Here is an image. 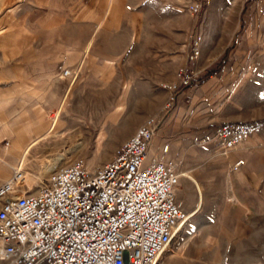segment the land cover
Wrapping results in <instances>:
<instances>
[{"label":"rangeland","instance_id":"374dc122","mask_svg":"<svg viewBox=\"0 0 264 264\" xmlns=\"http://www.w3.org/2000/svg\"><path fill=\"white\" fill-rule=\"evenodd\" d=\"M107 1L0 0V26L10 38L47 36L50 24L60 15L68 16L71 7L74 22L82 12L91 20ZM145 1L144 16L153 24L154 81L171 79L173 70L186 61L194 32L201 33L190 86L176 90L168 107V92L160 99L155 83L152 94L126 93L117 92L118 83L110 78L105 86L110 92L70 94L51 108L53 130L15 167L22 178L16 194L34 191L54 164L77 157L94 167L108 160L133 129L153 116L158 121L154 138L159 146L168 143L165 157L176 164L174 202L185 215L156 264H264L262 190L258 195L255 188L240 187L242 176L257 184L252 173L241 174L242 164L264 170V0H212L197 15L186 11V0H144L143 7ZM110 9L116 19L118 6ZM144 36L143 31L142 40ZM113 41L110 37L106 50L122 48ZM143 43L136 47L142 54ZM231 122L247 124L250 132L224 150L215 129ZM236 161L240 164L233 168ZM11 172H5L3 180Z\"/></svg>","mask_w":264,"mask_h":264},{"label":"built area","instance_id":"2783aa9c","mask_svg":"<svg viewBox=\"0 0 264 264\" xmlns=\"http://www.w3.org/2000/svg\"><path fill=\"white\" fill-rule=\"evenodd\" d=\"M211 1L186 0L185 9L197 15ZM201 45V33L194 32L185 63L174 80L160 85L169 94L164 107L176 90L190 86ZM157 126L156 118L147 117L94 167L77 157L54 164L31 193L15 194L22 178L12 170L0 182V264H156L185 219L174 202L178 173L165 157L168 143L159 147L164 157L147 162ZM249 132L241 122L215 129L224 150Z\"/></svg>","mask_w":264,"mask_h":264},{"label":"crops","instance_id":"0c3cea01","mask_svg":"<svg viewBox=\"0 0 264 264\" xmlns=\"http://www.w3.org/2000/svg\"><path fill=\"white\" fill-rule=\"evenodd\" d=\"M143 1L108 0L103 10L96 11L93 17L96 23L85 18L84 12L74 22L71 7L68 16L60 15L54 23L50 22L51 32L47 36L10 38L3 32L5 27L0 26V182L5 172L16 171L15 167L23 164L33 145L53 130L56 120L50 119L51 108L66 102L70 94L110 92L105 86L113 78L118 83L117 92L152 94L155 83L159 88L158 97H164L166 91L160 85L172 80L175 69L171 79L154 81L153 24L144 16L147 3L143 7ZM113 4L118 6L119 14L112 20ZM110 37L115 40L112 43L118 40L122 48L106 50ZM142 41L144 54L136 48ZM92 45L95 50H91ZM64 70L69 74L62 75ZM90 77H95L96 82L90 84ZM138 85L143 88H137ZM148 98L151 100L152 95ZM159 147L158 138L153 137L148 163L162 158ZM240 168L241 174L250 172L257 181L252 185V179L242 176L240 187L255 188L258 195L259 189L262 190L260 203H264V170L249 164H242ZM245 202L249 203L247 199Z\"/></svg>","mask_w":264,"mask_h":264},{"label":"trees","instance_id":"16d2710c","mask_svg":"<svg viewBox=\"0 0 264 264\" xmlns=\"http://www.w3.org/2000/svg\"><path fill=\"white\" fill-rule=\"evenodd\" d=\"M225 53V52H224ZM225 56V54H222V58Z\"/></svg>","mask_w":264,"mask_h":264},{"label":"bare ground","instance_id":"6f19581e","mask_svg":"<svg viewBox=\"0 0 264 264\" xmlns=\"http://www.w3.org/2000/svg\"><path fill=\"white\" fill-rule=\"evenodd\" d=\"M15 194H16V193H15ZM178 226H179V225H178ZM178 226H177V227H178ZM177 227H176V228H177ZM176 228H175V231H176ZM164 250H165V249H164Z\"/></svg>","mask_w":264,"mask_h":264}]
</instances>
